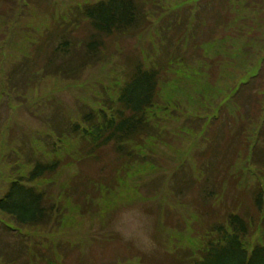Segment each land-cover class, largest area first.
Returning a JSON list of instances; mask_svg holds the SVG:
<instances>
[{
    "label": "rangeland",
    "instance_id": "obj_1",
    "mask_svg": "<svg viewBox=\"0 0 264 264\" xmlns=\"http://www.w3.org/2000/svg\"><path fill=\"white\" fill-rule=\"evenodd\" d=\"M97 1L0 0V198L34 159L59 163L31 184L50 224L16 231L0 215V264H190L227 213L250 222L248 249L264 246V0H137L138 29L91 37L78 10ZM94 38L96 58L55 74ZM137 65L159 76L145 134L93 148L71 124L110 113ZM137 232L150 243L123 234Z\"/></svg>",
    "mask_w": 264,
    "mask_h": 264
},
{
    "label": "trees",
    "instance_id": "obj_2",
    "mask_svg": "<svg viewBox=\"0 0 264 264\" xmlns=\"http://www.w3.org/2000/svg\"><path fill=\"white\" fill-rule=\"evenodd\" d=\"M80 12L92 28L93 36L91 37L134 31L145 20L142 12L139 13L137 0H98L82 6ZM66 43L61 44L60 49ZM98 46L99 41L94 38L89 43V52L83 56L84 60L79 66L64 68L55 74L70 73L72 75L80 67L83 69L86 64H89L88 60L98 56ZM158 77L156 69H144L137 65L119 89L117 104L107 107V110H111L110 113L106 110H98L99 114H96L91 110L81 116L83 126L73 123L70 126L71 130L75 135L79 134L82 140H88L92 147L114 141L118 150L122 149V143L137 135L145 134L149 126L147 113L156 103ZM253 156L258 165L264 169V152L256 153L254 150ZM58 168L57 160L34 159L26 176L18 177L8 184L7 190L0 198V215L8 216L18 228L16 230L9 227L10 224L5 220V223L1 221L4 230L19 231L20 228L40 227L53 221L57 209L54 204L48 206L43 191L31 184L54 174ZM252 196L261 219L259 224L264 232V187L256 186ZM249 225L250 222L242 215L227 213L224 223L211 226L210 231L214 232V237L207 239L201 248L199 258L190 260V264H264L263 245L254 244L248 249L243 244L244 237L249 233ZM35 248L29 247L26 243L24 251L29 252L33 257ZM45 261L52 264L49 258Z\"/></svg>",
    "mask_w": 264,
    "mask_h": 264
},
{
    "label": "clouds",
    "instance_id": "obj_3",
    "mask_svg": "<svg viewBox=\"0 0 264 264\" xmlns=\"http://www.w3.org/2000/svg\"><path fill=\"white\" fill-rule=\"evenodd\" d=\"M123 234L125 235L126 239L136 238V239H138L139 243L144 244V245H147L148 243H150L148 238L146 236H143L139 232H137V233H123Z\"/></svg>",
    "mask_w": 264,
    "mask_h": 264
}]
</instances>
